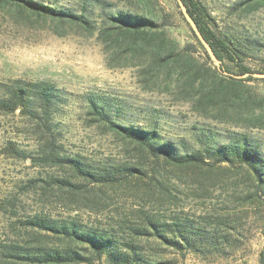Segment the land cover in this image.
I'll return each mask as SVG.
<instances>
[{
  "label": "rangeland",
  "instance_id": "obj_1",
  "mask_svg": "<svg viewBox=\"0 0 264 264\" xmlns=\"http://www.w3.org/2000/svg\"><path fill=\"white\" fill-rule=\"evenodd\" d=\"M37 1L83 12L92 20L93 29L89 33L63 25L60 30L56 21L0 1V96L15 80L53 84L62 96L52 113L57 151L96 168L125 164L139 167L142 173L113 183L88 182L68 167L42 160L41 146L47 134L35 117L20 108L0 110V264H108L105 257L92 256L83 244L24 224L36 216L58 223L76 221L126 236L120 227L127 230L140 225L145 215L166 217L181 212L196 216L235 214L241 218V233L228 253L178 252L162 246L160 253L173 258L175 264H262L263 193L262 202L250 206L244 199L249 189L247 179L234 169L215 167L206 172L205 165L179 169L157 161L110 125L94 121L88 98L105 101L110 117L118 123L155 129L179 154L241 133L264 150V125L254 124L260 114V122H264V79L244 80L234 89L220 90L213 99L199 100V83L191 88L187 72L207 61L176 0H131L129 5L125 0ZM198 1L209 13L211 26L241 50L243 63L253 72L264 70V3L252 7L245 0ZM134 6H155L160 28L195 61L184 54L176 64H185L186 73H169L167 67L145 78L139 65L124 66L125 59L115 58L114 49L98 35L101 16ZM223 65L229 73H237L226 58ZM204 76L203 72L200 77ZM10 144L25 153L12 152ZM139 242L159 250L152 239ZM66 247L89 256L90 261L42 258V252L54 253ZM12 248L24 257L10 256Z\"/></svg>",
  "mask_w": 264,
  "mask_h": 264
},
{
  "label": "trees",
  "instance_id": "obj_2",
  "mask_svg": "<svg viewBox=\"0 0 264 264\" xmlns=\"http://www.w3.org/2000/svg\"><path fill=\"white\" fill-rule=\"evenodd\" d=\"M0 1L21 8L39 18L56 21L60 24L58 25L60 30L63 25L76 26L89 33L93 29L92 20L83 12L77 14L37 0ZM126 1L128 3L126 5L131 4V0ZM138 1L151 2L153 0ZM182 1L220 59L223 70L229 72V69L223 65V59L226 58L237 68L235 74L253 72L249 66L243 63L241 50L233 47L223 33L217 32L211 26V17L200 1ZM245 3L257 7L263 4L264 0H245ZM133 8L119 9L109 14L103 13L101 16L103 21L98 28V35H101L105 44L114 49L115 58L125 59L121 63L124 66L139 65L145 78H149L152 72H162L167 67L169 73H186L185 64L180 66L176 64L183 59L184 54L189 61H195L191 54L185 49H180L177 41L170 39L160 28L161 25L158 22L160 15L156 9L154 10L155 6L139 8L140 10L138 6ZM193 36L195 37L194 34ZM195 40L207 61V63L198 64L197 68L187 72L191 88L195 87L196 82L199 83L201 88L199 100L213 99L222 92L220 90L234 89L238 85H242L244 80L254 79L252 76L235 78L223 74L213 65L196 37ZM203 72L205 76L200 77ZM255 72H264V70ZM262 99L264 102V97ZM61 100V94L49 82L15 80L0 96V110L13 112L20 108L22 113L35 117L40 130L47 134L44 135L46 140L41 146L45 155H42V160L68 167L73 173L88 182L113 183L121 181L123 178L138 177V174L142 173L141 169L134 165L123 164L111 165L110 168H96L75 156L61 155L56 149L55 137L51 130L52 113ZM88 101L89 114L93 116L94 121L110 125L120 135L135 143L141 152L149 153L157 161L161 160L163 163L179 169H201L202 165L206 166V172H212L215 167L221 170L234 169L236 173L243 175L249 184L248 192L244 196L245 201L250 206L259 205L262 202L264 150L261 144L249 135L241 133L218 144L207 143L198 150L179 154L170 142L161 140L155 129L148 130L118 123L110 117V111L105 101L96 96H90ZM262 112L264 113V109ZM261 117L262 114L254 124L263 126L264 122H260ZM9 148L18 154L25 153V151L20 152L13 148L12 144ZM121 175L122 177H120ZM61 181L71 185L67 180ZM240 222V216L235 214H218L216 216L198 214L196 216L181 212L166 217L145 215L142 217L140 225L129 226L127 230L120 227L122 234H126V236L117 234L115 231L81 226L76 221L58 223L37 216L27 220L24 224L45 230L47 233L66 237L70 242L83 244L92 256L97 259L105 257L108 264H175L176 261L173 258L163 256L164 253H160V251L170 247L178 252L191 250L202 254L228 253V248L235 246L234 241L239 239ZM142 238L157 242L159 250L155 251L154 247L141 244L139 240ZM8 254L18 258L24 257L19 255L15 248L8 250ZM41 255L43 259L57 262L90 261L89 256L71 247H66L61 251L56 250L54 253L42 252ZM261 263L264 264V259L261 260Z\"/></svg>",
  "mask_w": 264,
  "mask_h": 264
},
{
  "label": "water",
  "instance_id": "obj_3",
  "mask_svg": "<svg viewBox=\"0 0 264 264\" xmlns=\"http://www.w3.org/2000/svg\"><path fill=\"white\" fill-rule=\"evenodd\" d=\"M177 4L179 6L180 12L182 16L184 17L185 21L189 25L191 31L195 35V37L198 39L200 44L205 49L207 55L209 56L210 60L212 61L213 65L217 67V69L222 72L223 74L231 75L235 78H246L248 76H252L254 78H263L264 79V72H250V73H244V74H232L225 70H223L221 61L218 59L216 54L214 53L212 47L210 46L209 42L205 39L201 31L199 30L195 20L192 18V16L189 14L186 4L182 0H176Z\"/></svg>",
  "mask_w": 264,
  "mask_h": 264
}]
</instances>
